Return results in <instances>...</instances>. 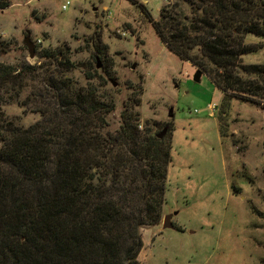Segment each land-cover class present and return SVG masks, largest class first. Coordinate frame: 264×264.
I'll list each match as a JSON object with an SVG mask.
<instances>
[{
  "label": "trees",
  "instance_id": "1",
  "mask_svg": "<svg viewBox=\"0 0 264 264\" xmlns=\"http://www.w3.org/2000/svg\"><path fill=\"white\" fill-rule=\"evenodd\" d=\"M138 7L166 49L222 93L221 120L232 100H264V66L240 64L264 48V0H174L157 21ZM39 58L17 70L0 63V110L15 101L40 116L26 129L0 121V264H140V230L162 218L174 126L162 138L139 131L136 100L124 104L116 134L104 133L115 104L76 88L56 52ZM30 79L38 86L21 101Z\"/></svg>",
  "mask_w": 264,
  "mask_h": 264
},
{
  "label": "rangeland",
  "instance_id": "2",
  "mask_svg": "<svg viewBox=\"0 0 264 264\" xmlns=\"http://www.w3.org/2000/svg\"><path fill=\"white\" fill-rule=\"evenodd\" d=\"M7 1L9 7L0 11V41L7 44L0 63L16 70L38 66L40 52H56L58 61L69 63L65 75L76 88H95L96 96L115 104L104 133L116 134L124 104L131 107L136 100L140 104L132 111L139 131L157 134L173 124L161 222L140 230L138 262L264 264V100L259 105L232 100L221 120L222 93L204 74L194 80L196 69L166 49L138 7L157 21L174 0H134L135 5L128 0ZM27 37L38 46L33 59L24 44ZM246 42L260 40L248 36ZM240 64L264 66V48ZM93 70L95 78L88 80ZM31 80L21 101L38 86ZM14 102L1 108L0 121L26 129L40 120ZM210 104L216 106L213 118ZM171 214L174 228L162 229Z\"/></svg>",
  "mask_w": 264,
  "mask_h": 264
},
{
  "label": "water",
  "instance_id": "3",
  "mask_svg": "<svg viewBox=\"0 0 264 264\" xmlns=\"http://www.w3.org/2000/svg\"><path fill=\"white\" fill-rule=\"evenodd\" d=\"M25 46L28 49V54H29V58L33 59L35 57V46L33 43H31V41L29 40V37L26 38L25 42H24ZM97 69H100V64L98 63L96 66ZM133 68H135V65H133ZM202 76V73L198 70H196V74L194 76V80L196 82H199L200 77ZM112 86L115 87L116 83L111 81ZM169 117L172 118V109L169 111ZM166 133L165 130H163L161 133L157 134V138H162L164 136V134ZM174 216V214L171 215H167L164 217L163 219V223H162V229H173V224H172V217Z\"/></svg>",
  "mask_w": 264,
  "mask_h": 264
},
{
  "label": "built area",
  "instance_id": "4",
  "mask_svg": "<svg viewBox=\"0 0 264 264\" xmlns=\"http://www.w3.org/2000/svg\"><path fill=\"white\" fill-rule=\"evenodd\" d=\"M70 3L67 2L65 5L62 6V9L63 10H66L67 9V6L69 5ZM38 43H40V41H37ZM207 110H208V116L210 118H213L214 117V113L216 112V106L214 104H210L208 105L207 107Z\"/></svg>",
  "mask_w": 264,
  "mask_h": 264
}]
</instances>
